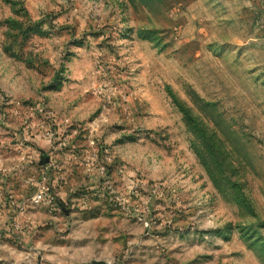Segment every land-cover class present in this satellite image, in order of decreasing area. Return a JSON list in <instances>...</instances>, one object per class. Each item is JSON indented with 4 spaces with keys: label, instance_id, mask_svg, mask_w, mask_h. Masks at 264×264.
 Returning <instances> with one entry per match:
<instances>
[{
    "label": "rangeland",
    "instance_id": "obj_1",
    "mask_svg": "<svg viewBox=\"0 0 264 264\" xmlns=\"http://www.w3.org/2000/svg\"><path fill=\"white\" fill-rule=\"evenodd\" d=\"M264 264V0H0V264Z\"/></svg>",
    "mask_w": 264,
    "mask_h": 264
},
{
    "label": "water",
    "instance_id": "obj_2",
    "mask_svg": "<svg viewBox=\"0 0 264 264\" xmlns=\"http://www.w3.org/2000/svg\"><path fill=\"white\" fill-rule=\"evenodd\" d=\"M93 264H106V263L102 261H97V262H94Z\"/></svg>",
    "mask_w": 264,
    "mask_h": 264
}]
</instances>
